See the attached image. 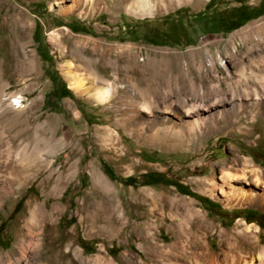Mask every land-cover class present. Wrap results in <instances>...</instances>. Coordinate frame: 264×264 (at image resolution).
<instances>
[{
	"label": "rangeland",
	"instance_id": "rangeland-1",
	"mask_svg": "<svg viewBox=\"0 0 264 264\" xmlns=\"http://www.w3.org/2000/svg\"><path fill=\"white\" fill-rule=\"evenodd\" d=\"M102 1L91 7L85 0H0V127L11 138L16 130L30 134L13 140L14 153L4 152L1 160H17L32 138L40 139L41 154L27 171L0 170L1 181H14L12 192L0 195V254L11 249L17 233L27 234L30 201L58 207L49 248L26 250L37 262L70 264L63 252L73 242L99 264L105 258L127 264L128 254L145 257L140 239L147 231L170 242L182 217L192 223L198 213L210 224L209 245L220 259L228 240L238 243L242 220L259 227L255 234L264 245V201L227 200L231 186L224 182L230 173L231 183L255 188L252 178H237L242 162L264 166V116L255 122L241 111L253 100L242 73L250 76L264 49L255 37L237 33L263 25L264 0L156 4L154 14L143 17L127 10L129 0ZM247 45L253 46L250 54ZM69 65L86 84L95 81L91 90L109 86L103 103L68 87ZM64 86L69 96H61ZM193 120L204 122L190 133L151 138L158 128ZM171 138L178 143L167 144ZM93 167L108 187L93 183ZM25 173L28 179L20 183ZM149 175L161 181L145 184ZM129 176L134 184L124 182ZM170 181L186 192L165 183ZM33 236L38 243L41 236Z\"/></svg>",
	"mask_w": 264,
	"mask_h": 264
},
{
	"label": "bare ground",
	"instance_id": "bare-ground-1",
	"mask_svg": "<svg viewBox=\"0 0 264 264\" xmlns=\"http://www.w3.org/2000/svg\"><path fill=\"white\" fill-rule=\"evenodd\" d=\"M85 1L86 3H89L91 7H96L98 4L103 3L102 0ZM129 1L130 3L127 5V10L131 14L143 17L144 15L154 14L156 4H180L184 1L189 0ZM262 24V26L255 25L256 27H251L250 25H248L247 27L238 30L237 33L242 35L244 40L255 37V39H257L258 41L256 45L261 46V48L264 49V22ZM24 42L21 45H23ZM252 48V45L245 46L246 54H250ZM261 57V63L256 64L255 68L253 67L249 69L250 76L242 73L241 78L245 94L249 95V91L253 92V100L251 99L252 101L246 104L247 108H244L241 111H243V114L250 115V117L248 116L250 120H255V122H257V120L259 119L257 116H264V56ZM219 59L222 60L220 57ZM22 62V65H30L29 61L24 60ZM64 77L68 82V87L76 91H81L82 93L86 92L87 95L89 94L93 97L94 100H97L99 103H103L108 94L110 93L109 86H102L98 88L94 87L95 89L91 90L90 87L94 84L95 81H89V83L86 84L85 77L73 72L71 65H69L68 70L64 72ZM250 78H252L253 80L251 81ZM21 99L22 96H15L11 102L12 106L16 108L21 103ZM236 108L237 110H239L240 105H237ZM184 115L188 116L190 115V113H185ZM203 122L204 121L197 122L195 120L194 123H187L185 126H179L174 129L169 128L170 126H168V128L162 127L160 129L156 127L158 129L152 132L153 134L151 135V138H158L163 140V137L167 133H173L174 135L178 136L183 135L184 130L185 132L190 133L193 129H199ZM260 127L263 128V126L261 125ZM25 131L16 130L11 138L7 135L6 130L3 127H0V170L1 168H22L27 171L28 169L33 167V165L37 162V159H40L41 154L39 152L37 144L38 141L40 142V139L32 138L31 140L25 141L21 148L16 152V154H18L19 156L17 160H13L10 163L7 162L8 159L1 160V155L4 152L7 153L9 157H11L10 155H12L15 151L13 140L18 139L23 133H25ZM25 135H27L25 137L30 136L29 132H26ZM178 140L180 143V139ZM177 143L178 142L176 140H173L172 138L170 140L167 139V144L169 145H175ZM242 163L243 168L241 169V172L238 174L237 178L246 181L252 178V182H250V180L249 183H252L256 189L252 187L246 189L244 185H236L231 183V180H234L233 178L235 175L227 173V178L224 182H228L227 184L231 186L229 191L231 194H229L226 199L237 200L238 202H242L243 204L245 203L248 205L260 206L262 205L261 202L264 201V166L255 164L252 159H244ZM22 177L23 178L20 183L26 182V180L28 179V174L25 173ZM8 178H5V180L3 181L0 180V195L5 192H12L14 181L11 178ZM92 181L94 184L101 185L102 187H108V182L103 177L102 173L95 167H93ZM219 190L220 193L223 194L222 186L219 187ZM260 191H263V193L260 194ZM261 207H264V205ZM57 210L58 207L55 205L51 206V208H48L44 203L30 201L28 214L29 216L27 219L24 220V225L27 227V234L24 235L17 233L11 249L8 252H5V254H0V264H52L53 262L50 263V260H41L39 262L34 261L33 258L28 255L30 252H28L27 254L26 250L31 245H35V247L33 248L34 252H36L37 250L43 251L44 249H46V247H48L51 242L50 235L52 233L51 231L53 229V224L55 220L54 215ZM196 218L197 219L194 220L192 223L187 218H184V220L183 217L182 221L178 223L176 222L177 227L175 228L176 231H173L172 241L167 243L159 242L156 238H154L151 232L148 233L147 231V234L143 235V238L140 239V247L143 248L145 257L138 255L134 258L133 256L128 254L124 257L125 262H127V264H264V245H260L259 235L255 234L258 233V226L250 225L245 220H242V227L239 231L240 236L237 239L238 243L228 240L226 243L228 250L225 253V257L223 259H220L218 253L214 251L209 245V239L211 234L210 232H208L207 229L208 227H210V224L206 220V217L203 214L198 213ZM34 233H37L41 236V238L40 236L38 237L40 238V241L38 243H35V241L33 240ZM60 245L61 243L55 244V250L57 249L56 254L62 252ZM66 248L68 249V251H65L63 253L69 254L71 256L69 262L70 264H72L73 261L77 262L78 264H99V261L96 256H83L82 251L77 246H75L73 242H68L66 244ZM236 248L241 251H235ZM60 260H58V262L54 264H62ZM103 264L121 263L111 258H105L103 260Z\"/></svg>",
	"mask_w": 264,
	"mask_h": 264
},
{
	"label": "trees",
	"instance_id": "trees-1",
	"mask_svg": "<svg viewBox=\"0 0 264 264\" xmlns=\"http://www.w3.org/2000/svg\"><path fill=\"white\" fill-rule=\"evenodd\" d=\"M247 19H248V18H244V19L240 20L239 24H242V23L245 22ZM64 87H65V86H64ZM69 95H70V90H69L68 88L65 87V88H64V92H62V95H61V96H69ZM104 167H105V171H106L108 174H110V175L112 176L113 174H112V171H111L110 167L107 166L106 164L104 165ZM148 177H149V180L146 181L145 184L156 183V182L161 181V180H152V179H153V178H152V175H149ZM124 182H125L126 184H134V183H135V178H134V177H131V176L126 177V178L124 179ZM165 183H172L173 185H175V186H177V187H179V188L182 187V191H183V192H186L184 186H180V185H179L178 183H176L175 181H170V182H165ZM19 203H20V202H19ZM19 203H18L17 206L15 207L14 211H17V209H18V207H19Z\"/></svg>",
	"mask_w": 264,
	"mask_h": 264
}]
</instances>
